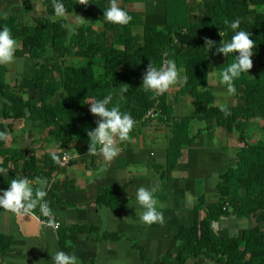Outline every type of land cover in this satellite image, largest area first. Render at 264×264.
<instances>
[{
	"label": "trees",
	"instance_id": "trees-1",
	"mask_svg": "<svg viewBox=\"0 0 264 264\" xmlns=\"http://www.w3.org/2000/svg\"><path fill=\"white\" fill-rule=\"evenodd\" d=\"M119 2L132 17L126 25L105 21L103 11L109 0H63L62 16L55 14L53 0H42L45 15L31 23L18 24L16 14L0 19V26L9 27L18 41L15 58L30 60L34 69L32 87L24 94L21 82L0 65V130L10 133L6 143L0 141V167L6 169L7 187L16 177H27L34 186L37 178L49 182L75 162L89 171L99 169L103 156L89 152L87 130L95 128L97 121L89 101L112 92V103L136 121L131 137L148 126L169 128L164 163L149 160L146 164L161 179L172 178L184 150L204 131L220 128L237 142L234 165L218 176L215 199L207 202L202 195L197 200L194 208L202 217L175 236L178 246L158 264H264V0H164L162 26L147 25L144 12L130 8L145 0ZM72 16L79 19L71 23L68 17ZM236 18L255 41L252 67L234 82L235 102L221 107L208 88L209 65L218 60L219 76L234 54L225 57L215 47L209 51L205 37L217 46L230 39L233 30L225 20ZM168 59L175 61L182 77L177 101L179 97L191 100L188 116L175 115L169 89L157 96L142 86L149 62L159 67ZM194 121L203 127L192 133ZM27 134L31 148L18 147L19 136ZM37 149L43 153L36 154ZM64 153L72 156L66 166ZM75 183L65 179L57 189L71 191ZM115 194L114 187L107 188L95 205L118 209L125 201ZM33 211L41 215L38 207ZM226 219L250 220L252 226L224 238L216 225ZM56 232L61 250L68 253V232L99 234L94 227L61 224ZM120 238L109 233L99 237L112 242ZM9 245V237H0V263Z\"/></svg>",
	"mask_w": 264,
	"mask_h": 264
},
{
	"label": "crops",
	"instance_id": "crops-1",
	"mask_svg": "<svg viewBox=\"0 0 264 264\" xmlns=\"http://www.w3.org/2000/svg\"><path fill=\"white\" fill-rule=\"evenodd\" d=\"M130 8L142 10L147 25L164 24V0H145L142 4L131 5ZM13 14L17 15V22L22 25L44 16L45 9L42 0H0V19ZM24 60L14 59L16 62ZM24 64L25 67L33 69L31 62L24 61ZM5 67L9 77L19 78L17 68L10 69L8 65ZM26 70L27 74L29 70ZM30 72H33L32 78L34 70ZM20 84L24 88V94H27L31 88H25L23 82ZM181 84L182 77L179 76L177 85L169 88V103L173 105L175 115L188 116L191 108L186 111V106L191 104L190 98L179 97L178 101L176 98ZM15 125L18 123L15 122ZM201 127L202 124L192 122L191 132L195 133ZM141 132L139 136L120 142L119 154L111 161L102 158L99 169L89 171L83 163L75 162L64 174L46 183L45 199L53 210V218L60 222L61 227L77 225L98 229L97 235L67 233L70 254L78 258L79 264H158L167 251L178 246L175 236L202 217V213L194 208L197 200L202 195H205L207 202L215 199V185L218 176L228 167L224 165L227 164L226 161L229 159L228 168L234 165V148L228 150L222 145L217 146V141L224 138L225 132L216 128L204 131L193 146L184 150L172 178L161 179L160 174L146 164L149 160L164 163L169 128L154 125L143 128ZM28 137V134L20 135L17 146L31 148ZM55 147L56 144L47 146L48 149ZM42 153L41 149H37L36 154ZM188 170L190 176L186 179L185 171ZM204 173L207 177L206 183L200 182ZM212 174L216 177L212 178ZM70 178L76 181L73 190L57 189L60 183ZM196 180L199 185H207L209 191L204 193L196 189ZM140 186L156 187L154 195L157 208L163 213L162 222L147 225L138 220L136 190ZM6 187L7 179L3 174L0 178V190ZM109 187L116 189L117 200L125 201L118 209L111 210L95 205L98 196ZM235 222L234 219H226L216 226L223 234L235 227ZM104 233L116 234L121 238L116 242L99 239ZM0 237L10 238L9 248L0 264H52L51 255L61 250L56 231L41 225L31 215L13 213L2 208Z\"/></svg>",
	"mask_w": 264,
	"mask_h": 264
},
{
	"label": "clouds",
	"instance_id": "clouds-1",
	"mask_svg": "<svg viewBox=\"0 0 264 264\" xmlns=\"http://www.w3.org/2000/svg\"><path fill=\"white\" fill-rule=\"evenodd\" d=\"M54 12L57 16L65 14L63 0H53ZM106 22L115 25H126L131 20V15L122 7L119 0H109V6L103 11ZM225 24L233 30L230 39H222L219 45L212 39L205 37V46L209 51L215 47L217 54L225 57L234 54L233 62L228 64L219 72V79L227 88L229 94L236 92L235 80L252 67V56L255 41L252 34L241 29V20H225ZM220 34V33H219ZM221 36V34H220ZM222 37V36H221ZM18 46L17 39L13 36L7 26H0V65H8L15 59ZM167 56V53H165ZM215 69L209 73H214ZM180 69L172 59L166 60L159 67L149 62L143 73L142 86L145 91H151L159 96L173 86L178 79ZM113 93L109 92L103 98H93L90 102V112L97 117L96 127L87 130L89 137V152L101 154L106 161H111L119 152L120 142L131 139L130 133L136 121L131 113L122 111L119 104L112 103ZM111 104V106H109ZM227 115V109H225ZM10 133L0 130V141L7 142ZM54 159H59L54 156ZM6 169L0 167V174ZM46 180L37 178L34 182L27 177L12 178L6 189L0 190V208L22 215H34V209L39 208L42 216L48 217L46 223L58 227L53 219L54 213L47 199L45 190ZM156 187L140 186L136 190V213L140 222L151 225L163 221V213L157 208L155 197ZM52 264H79L78 258L65 252L57 250L51 255Z\"/></svg>",
	"mask_w": 264,
	"mask_h": 264
},
{
	"label": "rangeland",
	"instance_id": "rangeland-1",
	"mask_svg": "<svg viewBox=\"0 0 264 264\" xmlns=\"http://www.w3.org/2000/svg\"><path fill=\"white\" fill-rule=\"evenodd\" d=\"M78 19L79 18L76 17V16L75 17L74 16L68 17V21L71 22V23L72 22H76ZM24 61L31 62L28 59H25ZM24 61H22V62H20V61L19 62L13 61L12 63L8 64V67L10 69L17 68L18 77H19L17 80L20 81L21 83L23 82L25 88H28V87L31 88L32 87L31 75L33 74V72H30V70H34V69H32L31 67H25ZM217 61L218 60L211 61L210 62V65H209V69L210 70H209V72L212 71V70H214V69H215V71H214V73H209V85H208V88L216 96V99H217L216 100L217 101L216 103H217L218 106L223 107V106L232 105L235 102V100L233 98L234 95H233V93L232 94H229L228 91H227L226 86L220 82L219 76L217 75L216 68H215V66L217 64ZM26 68L29 70L27 72V74H26V71H27ZM20 75H21V77L23 78L24 81L23 80L21 81L22 78L20 77ZM29 83L31 84V86H28ZM175 85H177V84H175ZM190 108H191V104H189V106H186V111H188ZM193 123L194 124H198V121H194ZM216 141H217V139H216ZM217 143H216L217 146H221L222 145V146L226 147L228 150H230L232 148H234V150H235L236 144H237V142H236V140H235L234 137H232V136L230 137L229 136V138H228V135L225 134V133H224V138L218 140ZM226 162H227V164H224V165L229 167V163H228L229 162V159ZM185 175H186V179H187L188 176H190L189 170L187 172L185 171ZM212 175H213L212 178L216 177L215 174H212ZM206 178H207L206 177V173H204L202 175V177L200 178L201 181L199 179L198 180L200 182L206 183L207 182V179ZM198 180H196V189H200L204 193L208 192L209 189L207 188V185H204V184L199 185L198 184ZM235 223H236V226L235 227H233V228L231 227L232 229L228 230L227 233L221 234V236L225 238V237L232 236V235H238V234H240L241 230L248 229V228H250L252 226V222L250 220H247V221H237ZM201 264H207V263H204L203 262Z\"/></svg>",
	"mask_w": 264,
	"mask_h": 264
},
{
	"label": "built area",
	"instance_id": "built-area-1",
	"mask_svg": "<svg viewBox=\"0 0 264 264\" xmlns=\"http://www.w3.org/2000/svg\"><path fill=\"white\" fill-rule=\"evenodd\" d=\"M153 116L156 117L158 115L157 114H154ZM71 158H72V156L69 153H64L63 154V157H62V165H65L66 166L67 163L69 162V160ZM31 216H33L34 218H36L40 222L41 225H43V226H45V227H47V228H49V229H51L53 231H56L59 228V226H60V222L57 221L54 218L53 219L55 220V222L59 225L58 227H56L54 225H49L48 223H46V221L48 220V217H44L42 215H40V216H38V215H31Z\"/></svg>",
	"mask_w": 264,
	"mask_h": 264
}]
</instances>
